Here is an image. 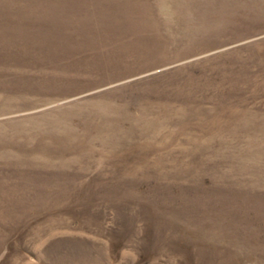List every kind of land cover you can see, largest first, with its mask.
Here are the masks:
<instances>
[{
	"label": "rangeland",
	"instance_id": "rangeland-1",
	"mask_svg": "<svg viewBox=\"0 0 264 264\" xmlns=\"http://www.w3.org/2000/svg\"><path fill=\"white\" fill-rule=\"evenodd\" d=\"M0 264H264V0H0Z\"/></svg>",
	"mask_w": 264,
	"mask_h": 264
}]
</instances>
